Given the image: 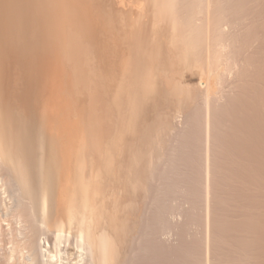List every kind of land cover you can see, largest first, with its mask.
<instances>
[{
	"label": "bare ground",
	"instance_id": "obj_1",
	"mask_svg": "<svg viewBox=\"0 0 264 264\" xmlns=\"http://www.w3.org/2000/svg\"><path fill=\"white\" fill-rule=\"evenodd\" d=\"M176 60L196 89H165ZM189 125L197 234L189 176L157 198ZM227 247L264 264V0H0V264H223Z\"/></svg>",
	"mask_w": 264,
	"mask_h": 264
},
{
	"label": "rangeland",
	"instance_id": "obj_2",
	"mask_svg": "<svg viewBox=\"0 0 264 264\" xmlns=\"http://www.w3.org/2000/svg\"><path fill=\"white\" fill-rule=\"evenodd\" d=\"M168 56V54H165L164 52H163V57H167ZM173 56H174V54H173ZM164 59H166V58H164ZM177 62H179L178 60H176L175 61V64H174V66L172 67L171 66V63H168V61H166L165 63H166V66L164 67V69L166 70V71H168L167 73H168V82L167 83H165V86H164V84H163V86L165 87V89H167L168 90V88H170V87H172V85L174 84V82H177L178 81V79H179V82H180V80H181V83H184L182 86H185V87H182V88H185V90L187 89V88H189V87H186V86H189V82H190V85L192 86H190L191 87V89H196V86L194 87V85H193V83H192V80L190 79V78H187V77H185L184 78V76H183V74L181 73V72H178L179 71V66H181L179 63H177ZM177 65H179L178 67H175V66H177ZM182 68H183V66H182ZM181 67H180V69H182ZM178 69V70H177ZM163 70V69H162ZM170 70H171V72H170ZM176 70H177V72H176ZM170 73V74H169ZM176 75H175V74ZM177 74H179L178 76H177ZM180 74H182V75H180ZM172 75V76H171ZM173 76H174V78H173ZM180 76H182V77H180ZM172 78V79H171ZM185 81H184V80ZM177 80V81H176ZM195 83V82H194ZM168 87V88H167ZM164 89V88H163ZM182 95H184V93L182 94ZM170 100V99H169ZM171 101V102H170ZM170 101H168V100H166L165 98L160 102V107H159V109H168V112H175L176 111V109H177V105L176 104H174V103H176V102H174L173 100H170ZM174 102V103H173ZM165 104H167L168 106H167V108H166V105ZM162 105L164 106V108L162 107ZM170 105V106H169ZM176 105V107H174ZM170 109H169V108ZM176 108V109H175ZM175 110V111H174ZM191 128V130H190V128ZM188 128H189V130H188ZM196 129L198 130V131H196ZM193 131V132H192ZM201 130L199 129V128H196V126L193 128V126L191 127V125H189V126H187L186 127V129H185V132H183L184 134H186V136L187 135H189L188 136V138H189V142H188V144H187V142H186V136H180V138H177L178 140H174V136H173V134L172 135H168V138H169V143H170V145H175V147L174 146H171L174 150H172V154H173V151H175L174 153V160L172 161V163L171 162H169V164H168V166H166V168H169V169H172V170H176V171H173L172 173H171V175H169V176H167L166 174H164V177L166 176L167 177V179H163L164 177L163 176H161L162 178H161V180H163V182L162 181H160L161 182V184L163 185V188H162V186H161V184H160V182L159 181H157L158 183H159V185L157 184V183H154L155 184V186H156V184L158 185V187H161L160 189H162V190H160V191H162V193L161 192H158L159 194H158V197L157 198H160V196L163 198V196L165 195L167 198H169V196H170V198H176L177 196H174V197H171V194L172 195H174L175 194V192H178L177 194H175V195H179L180 197H182V193H183V190H184V188L185 187H182V186H184V184H186L185 182H184V180H183V176L181 177L180 176V174L182 175V172H183V175H184V173H185V175L184 176H186V177H188L189 176V179H191V180H189V184H191V188H192V195H193V197H191L192 198V203H194V208H192L193 206L191 205V210H192V212H191V224H190V228H191V230H193L194 231V233H196L197 234V232H198V230H197V228H199L200 227V225H201V220L199 221L198 219H200L199 217H201L202 218V214H201V212L203 211L202 210V198L199 196V195H197L198 193H196L195 191V189L197 188V191H198V189L199 188H201V179L200 178H202V175H203V168H202V159L201 158H203L202 157V142H201V139H202V137L200 136L201 135V132H200ZM187 132H191L190 134L188 133L187 134ZM193 133V134H192ZM195 133V134H194ZM199 134V135H198ZM175 135V134H174ZM193 135V136H192ZM195 135V136H194ZM171 136V137H170ZM179 137V136H178ZM170 139H172V140H170ZM181 140H183V142L181 141ZM193 140V141H192ZM196 140V141H195ZM175 141V142H174ZM179 143H178V142ZM184 142H186V143H184ZM198 142V143H197ZM182 143V144H181ZM190 143V144H189ZM193 143V144H192ZM183 144H185V145H183ZM198 144V145H197ZM169 145V146H170ZM179 146V147H178ZM182 146V147H181ZM183 146H184V148H183ZM186 146V147H185ZM200 146V147H199ZM177 148V149H176ZM179 148H180V150H179ZM201 150H200V149ZM145 149V148H144ZM184 150H186V151H184ZM195 150V151H194ZM197 150V151H196ZM183 151V152H182ZM185 152V153H184ZM188 152V153H187ZM191 152V153H190ZM193 152V153H192ZM197 153V154H194V153ZM177 153V154H176ZM185 154V155H184ZM192 154V155H191ZM177 157H179V158H177ZM199 155V156H198ZM181 156V157H180ZM193 156V157H192ZM191 157V158H190ZM198 157V158H197ZM185 158V159H184ZM195 158V159H194ZM200 158V159H199ZM182 159V160H181ZM191 159V160H190ZM177 160V161H176ZM184 160V161H183ZM187 163H186V162ZM143 162L145 163V160H143ZM183 162H185V163H183ZM191 162V163H190ZM193 162H194V166H193ZM174 163V164H173ZM177 163V164H176ZM186 164V165H185ZM198 164V165H197ZM170 165L172 166V167H170ZM175 165V166H174ZM201 166V167H200ZM146 167L147 166H145L144 168L145 169H143L144 171H142L143 172V176L146 174L147 176L150 174V170H148L147 171V169H146ZM181 167V168H180ZM199 167V168H198ZM142 168H143V166H142ZM148 168V167H147ZM178 168V169H177ZM168 169V170H169ZM198 169V170H197ZM181 170V171H180ZM184 170V171H183ZM190 170H193V171H190ZM170 171V170H169ZM175 172V173H174ZM179 172V173H178ZM190 172V173H189ZM145 173V174H144ZM149 173V174H148ZM178 173V174H177ZM176 174V175H175ZM195 174V175H194ZM200 174V175H199ZM202 174V175H201ZM145 175V177H147ZM177 175H179V176H177ZM194 175V176H193ZM176 176V177H175ZM165 177V178H166ZM179 177H181L180 178V180L178 181L177 179H179ZM195 178V179H193V178ZM200 177V178H199ZM168 179H169V181H168ZM166 180H167V182H166ZM171 180V181H170ZM198 180V182H196ZM165 181V182H164ZM178 181V182H177ZM183 181V182H182ZM186 182H187V180H185ZM173 182V183H172ZM175 182V183H174ZM195 182V183H194ZM166 183V184H165ZM171 184V185H169V184ZM178 183V184H177ZM184 183V184H183ZM194 183V184H193ZM166 185V186H165ZM174 185H178L177 187H178V189L180 188V185H181V189H180V191L178 190V189H175V188H177L176 186H174ZM157 187V186H156ZM155 187V188H156ZM164 187H165V189L167 188V190H165L164 189ZM194 187V188H193ZM170 189V190H169ZM163 190H164V192H163ZM174 190H176V191H174ZM182 190V191H181ZM200 190V189H199ZM168 191V192H167ZM171 191V192H170ZM174 192V193H173ZM168 193V194H167ZM171 193V194H170ZM162 194H163V196H162ZM170 194V195H169ZM197 195V196H196ZM165 196H164V198H165ZM179 196L177 197L178 199H179ZM167 198H165V199H167ZM176 198V199H177ZM199 198H200V200H199ZM197 199V200H196ZM163 200V199H162ZM194 201V202H193ZM191 203V204H192ZM198 204V205H197ZM201 204V205H200ZM242 204V203H241ZM197 205V206H196ZM195 210V211H194ZM197 210V211H196ZM200 213V214H199ZM194 215V216H193ZM195 216H196V218H195ZM197 221H199V222H197ZM196 224V225H195ZM198 224H200V225H198ZM196 231H195V230ZM194 233H192L193 235H194ZM192 236V235H191ZM196 238V236L194 235V236H192L191 238H193L192 240H196L195 238ZM195 243V242H194ZM195 247H196V245H194ZM193 252H195V250L193 249ZM234 253H236L234 250H232V249H230L229 247H227V249H226V259H225V261H223V264H233L234 262L233 261H229V254H230V256L232 257V254H234ZM239 252L237 251V254H238ZM195 254V257L197 256V254L196 253H194ZM160 257V256H159ZM195 257H190V258H192L191 259V261L193 262H191L192 264H195V262H197L198 261V259L197 258H195ZM154 257H150V255H146L145 256V264H156V263H158V264H162V263H165V261H162L163 259L164 260H166V256L165 255H163L161 258H163V259H158V261H157V259H155V261L153 260L152 261V259H153ZM194 258V259H193ZM196 259V261H194ZM244 260H246V261H243L241 258H240V260H238L237 262H241V264H253V263H257L253 258H251V257H244ZM196 264H198V262L196 263Z\"/></svg>",
	"mask_w": 264,
	"mask_h": 264
}]
</instances>
